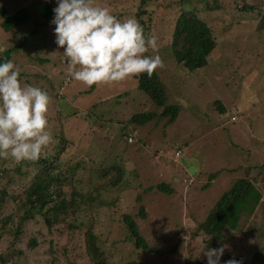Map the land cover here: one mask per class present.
<instances>
[{
	"label": "rangeland",
	"instance_id": "374dc122",
	"mask_svg": "<svg viewBox=\"0 0 264 264\" xmlns=\"http://www.w3.org/2000/svg\"><path fill=\"white\" fill-rule=\"evenodd\" d=\"M142 1L94 3L108 8L118 19L136 18L146 36L158 38L157 49L145 55H160L164 67L158 70L168 82L170 101L184 102L173 123H169L170 116H154L144 125L130 123L135 115L158 111L138 89V76L90 87L72 79L69 89L58 98L57 87L69 76V58L55 43V25L51 23L54 15L21 51L13 50L16 52L11 58L20 73L25 71L20 65L31 70V75L20 79L22 85L49 92V123L57 121L66 128L65 135L74 147L69 154L76 153L83 160L76 169L77 191L86 193L90 187L108 184L116 175L94 177L90 174L92 167L121 165L130 160L127 167L141 171L140 179L130 187L120 182L115 188H103L106 201L118 202L115 213L108 209L110 214L101 211L97 218L96 237L107 261L104 264H127L134 260L149 264H208L203 251L216 247L208 245L206 235L194 237V232L206 221L217 201L244 179L251 181L262 199L251 218L242 223L241 230L229 238L220 264L239 257H244L246 264H264V260L257 258L259 252L264 254V31L257 30L256 13L241 10L247 3H260L264 9V0H210L213 5H221V9L214 11L207 10L205 0H196L194 5L212 28L218 47L209 58L208 67L195 72L185 69L177 73V82L171 84L169 79L175 74L167 50L178 23L180 4L178 0ZM53 5L57 7V0ZM0 7H6L11 14L21 7H37L42 21L47 9L43 0H0ZM2 21L0 17L3 52L14 46L13 39L22 38L17 32H6ZM218 99L227 106L224 112L213 105ZM127 124L128 132L139 133L125 149L122 131ZM151 141L161 149L155 158L147 153L153 150L148 147ZM178 149L183 156L176 160ZM17 163L11 157L0 158V169L13 168ZM214 173L218 177L206 188ZM6 180H0V189ZM161 183H173L177 194L160 192L155 187ZM17 187L22 188L16 184L14 189ZM72 188L71 180L65 182V191L72 193ZM125 214L136 220L152 251L139 250L130 239L129 227L121 218ZM37 230L41 239L46 240L43 247L32 249L27 244L30 233L25 232L24 241L15 240L0 225V264H68V255L76 258L78 264L88 262L85 237L79 232L74 236L67 223L60 224L48 237L45 230Z\"/></svg>",
	"mask_w": 264,
	"mask_h": 264
},
{
	"label": "trees",
	"instance_id": "16d2710c",
	"mask_svg": "<svg viewBox=\"0 0 264 264\" xmlns=\"http://www.w3.org/2000/svg\"><path fill=\"white\" fill-rule=\"evenodd\" d=\"M55 1L43 0L47 8L46 12H43L44 21L39 19L42 13L38 14L37 7H21L13 14L6 7H0L3 29L12 34L17 32L22 38L13 39L14 46H11V49L3 52L0 49V63L6 59L11 60L16 52L13 50L21 51L30 39L37 36L39 28L52 20L54 15L53 2ZM195 1L178 0L181 7L179 19L167 50L175 74L172 76V80L169 79L170 84L177 82L175 77L185 69L195 72L208 67L209 58L218 47L212 28L202 19L199 14V7L194 5ZM142 2L144 3L146 0ZM205 2L207 10L221 9L218 2H215L214 5L210 3V0H205ZM241 10L256 13L259 16L257 30L264 31V9L260 3L244 4ZM20 67L25 71L21 73L19 79L31 75L30 69L23 67V65ZM262 71L264 72V70ZM261 75H263L262 72ZM138 78V89L143 95L145 94L151 99L158 111L135 115L130 123L137 122L138 125H144L154 116H159V119L170 116L169 123L175 122L184 102L183 100L173 103L170 101L168 82L162 79L159 70L157 69L151 78L146 73L139 75ZM213 105L221 112L227 109L225 102L221 99L214 101ZM48 121L50 120L48 119ZM129 125L124 126L125 130L122 131L123 138H125V149L128 148L127 144L129 143ZM58 126L62 128H58ZM48 128L53 140L39 160L35 162L21 161L15 164L13 168L6 166L0 169V180L7 179L0 189V225L3 232H8L7 234H12L13 239L22 241L25 239V232L30 233L31 236L27 242L28 247L37 249L43 247V242L46 240L45 238L41 239V234L37 229L45 230L48 237L54 234L55 228H58L60 224L67 223L74 232V236L75 232H79L85 237L87 254L89 255L88 262L90 264L107 263L101 246L97 243V218L101 211L103 214L109 213L108 209L111 210V213H115L118 202L106 201L103 198V188H115L120 182H123L125 187H130L131 184H134V180L140 179L141 171L137 167L129 169L126 164L130 163V160L121 165L115 163L110 167L101 166L97 169L92 167L90 174L94 177L99 174L103 177L112 176L114 173L116 175L111 177L108 184L103 185L101 183L100 187H90L86 193L83 190L77 191L75 189L76 169L83 160L78 158L76 153L69 154L71 147L72 150L74 147L73 141L71 142V139L65 135L66 128H63L57 121L49 123ZM150 143L152 145L148 147L153 148V150L147 153L155 158L161 149L152 141ZM158 144L163 145L160 142ZM142 145L145 146L144 143ZM76 158L78 161L72 165ZM84 169L87 167L85 166ZM217 177L218 173L211 174L205 187H210L214 178ZM69 180L73 183L72 193L64 190L65 182ZM89 182L91 185L92 179ZM16 184H20L22 188L14 189ZM85 185L87 186V184ZM155 188L167 195L175 196L177 194L173 183L171 185L161 183ZM261 199V194L257 192V188L250 180H240L234 188L226 192L217 201L206 221L199 224L194 232V237L206 235L208 245L212 244L216 248L228 244L229 238L231 239L234 233L241 230L242 223L251 218ZM68 216L69 219H67ZM142 216H145L144 209H142ZM121 218L128 225L131 234L130 239L135 241L137 248L152 251L147 240L140 233L136 220L128 214ZM227 257L229 258V256ZM257 258L264 260V254L259 252ZM67 260L68 264H78V260L76 258L73 260L69 255ZM236 260L241 261V264H246L244 257H239ZM88 262L83 261L81 264H88ZM127 264L149 263L134 260Z\"/></svg>",
	"mask_w": 264,
	"mask_h": 264
},
{
	"label": "clouds",
	"instance_id": "9594fccd",
	"mask_svg": "<svg viewBox=\"0 0 264 264\" xmlns=\"http://www.w3.org/2000/svg\"><path fill=\"white\" fill-rule=\"evenodd\" d=\"M53 12L55 43L69 58V76L57 87L58 98L69 89L72 79L89 87L110 85L143 73L151 78L164 67L160 55H145L157 49L158 38L146 36L134 17L118 19L94 0H57ZM20 75L12 60L0 63V158L35 162L53 140L47 117L51 98L39 87L22 85ZM138 133L129 132L130 143L136 141ZM182 154L178 149L175 159H181ZM226 247L205 246L203 255L208 264H220ZM225 264L241 261L230 259Z\"/></svg>",
	"mask_w": 264,
	"mask_h": 264
}]
</instances>
